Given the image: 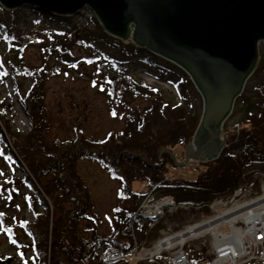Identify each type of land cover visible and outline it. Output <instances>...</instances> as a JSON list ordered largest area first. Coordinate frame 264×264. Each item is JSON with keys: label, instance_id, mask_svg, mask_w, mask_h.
<instances>
[{"label": "trees", "instance_id": "1", "mask_svg": "<svg viewBox=\"0 0 264 264\" xmlns=\"http://www.w3.org/2000/svg\"><path fill=\"white\" fill-rule=\"evenodd\" d=\"M16 10L11 11L6 35L14 61L6 59L5 68L8 76L33 80L28 92L17 88L20 104L30 118L31 130L28 133L17 131L5 115H1L0 139L7 144L6 160L24 176L22 180H14L20 187L10 183L8 193L19 200L21 187L30 189L31 193L22 196V204L31 211L33 220L21 218L11 224L0 215V221L2 231L13 243L19 244L21 236L32 241L31 264H122L136 245L132 230L135 226L138 230L144 228L135 216L144 197L143 190L135 188L136 183L140 188L157 185L167 194L194 190L207 196L206 202H197V206L202 207L218 196L231 195L242 184L245 173L255 165H264L262 48L251 75L258 82L252 87L250 97H245L239 129L230 132L220 156L196 167L198 173L193 180L168 178L171 169L177 168L170 153L178 161L184 159L182 146L192 141L202 117L185 101L187 83L192 84V80L186 83L181 79L174 83L180 101H168L159 87L138 81L130 73L134 59L142 56L147 64L153 65L152 59L157 55L132 40L111 36L98 18L92 17L88 25L81 26L75 23L74 15L57 16L33 8L40 15L46 13L67 25L68 31H56L52 35L45 30H22ZM31 44L37 45L42 55L38 66L27 64L23 58L24 49ZM83 52L85 63L94 64L101 58L103 62L98 68L108 67L104 93L113 110L118 109V117L125 125L101 138L89 137L79 127H75L69 138L52 137L46 82L62 73L65 67H76L77 57ZM168 71L163 69L165 74ZM245 89L246 86L239 97ZM138 98L146 104H138ZM81 159L101 163L119 182L120 204L112 210L113 228L109 233L99 231L102 219L96 211L91 189L79 172ZM187 252L196 264H207L210 259L205 255V247L197 251L188 246Z\"/></svg>", "mask_w": 264, "mask_h": 264}, {"label": "rangeland", "instance_id": "2", "mask_svg": "<svg viewBox=\"0 0 264 264\" xmlns=\"http://www.w3.org/2000/svg\"><path fill=\"white\" fill-rule=\"evenodd\" d=\"M17 9L14 12L22 30L31 32L45 30L52 35H55L56 31H68L67 25L61 20L53 16L51 17L46 13L40 15L30 6H22ZM11 11L13 10L5 9L0 4V116L5 115V118L9 120L10 125L15 130L21 133H28L31 130V121L26 110L20 104L17 88L26 93L31 89L33 80L26 79L24 76H18L16 78L8 76L5 68L6 59L12 62L14 61V55L10 51V46L6 39L8 24L11 21ZM73 17L76 24L84 26L88 25L90 18H94L95 16L90 9L85 8ZM133 28L131 29V35H133ZM260 49L264 51V41L260 43ZM85 55L84 52L79 54L77 57L79 61L76 67L67 66L64 68L65 70L63 69L64 71L62 70V73L58 76L50 77L46 82V103L52 117V137L69 138L72 136L75 127H79L85 135L92 138H101L109 131L122 129L125 125L123 120L118 117V109L113 110L114 106L111 105L108 96L104 93L105 86L103 82L106 75H108V67L104 66L102 70L98 68V65L103 62L101 58H98V61L94 64L85 63L83 60ZM23 58L27 64L33 66H38L42 62L39 47L35 44L26 46L23 51ZM152 60L154 64L149 65L144 61L142 56L141 58L134 59L130 65L131 75L138 81H144L147 85L159 87L163 91L166 100L176 103L179 102L180 97L174 83L181 79L187 83L191 78L182 68L162 57L155 56ZM164 68L169 70L167 74L163 73ZM185 75L186 77H184ZM257 82L258 80L255 76L250 77L246 83L244 94L239 97L236 106L233 107L234 111L232 115L225 120L222 127V138L225 141L224 147H226L230 132H237L239 129L242 107L245 104L244 99L245 97H250L251 89ZM187 89L188 93L184 95L185 101L193 105L202 114L204 110L203 97L193 83H187ZM136 100L138 104H146V101L140 98ZM114 112L115 115H113ZM190 143L182 146L184 149V159ZM6 155L7 144L0 139V214L3 215L4 219L7 218L11 224L21 218L32 221L33 216L31 211L22 204V196L31 193L30 189L27 186H22L19 200L8 193V188L11 187L10 183L18 186L14 180H22L24 176L21 170L15 168L10 164V161L6 160ZM184 159L179 162H183ZM204 163L201 161H190L189 164L182 168H172L170 175L168 174L167 177H184L193 180L198 173L196 167ZM78 169L88 187L91 189L96 211L102 219V226L99 231L102 234L109 233L113 228L112 210L120 204L118 199L119 182L108 174L101 163L90 159H81L78 164ZM252 169L242 176V184L237 188H243L245 191L248 190L246 192L247 194L251 191V195L260 192V186L264 184V165H255ZM18 183L20 184L19 181ZM154 186L160 189L159 186ZM152 187L145 186L140 188L139 183L135 184V188L138 190L142 189L144 194L139 206L142 204L146 194H148L149 188ZM236 190L231 195L218 196L209 204L202 207L197 206V202H206L207 196L197 194L193 192L194 190L182 192L173 191L171 195L176 198L178 203L187 205V208L183 209L178 207L174 212L164 210L163 215L159 216L155 227L145 225L143 226L144 228L138 230L137 226H135L134 230H132L135 234V240L137 239L140 245L151 247L152 242L155 239L157 241L164 231L171 235L181 232L187 227L204 222L215 216V211L209 206L214 202H218V200H223V202L228 201L226 204L229 203ZM160 194H167V192L160 190L158 195ZM230 206L228 205L222 208V211L229 209ZM19 241V244H15L6 237L2 231L0 221V264H31L33 252L30 243L32 241L26 240L22 236L19 238ZM188 246L195 247L197 251H201L205 247V255L208 257L212 256L213 239L210 234L189 241L185 246L186 251ZM134 251L135 248L132 253ZM144 256L145 253H140V257ZM170 256H172L171 253ZM168 257V254H165L163 257L157 259L158 263L167 264ZM136 260L140 264L148 262L142 261V258L137 257V255ZM152 263L158 264L156 262Z\"/></svg>", "mask_w": 264, "mask_h": 264}, {"label": "water", "instance_id": "3", "mask_svg": "<svg viewBox=\"0 0 264 264\" xmlns=\"http://www.w3.org/2000/svg\"><path fill=\"white\" fill-rule=\"evenodd\" d=\"M8 10L30 6L57 16L90 9L111 36L132 40L182 68L203 97L204 110L185 159H217L222 127L259 61L264 0H0ZM134 29L131 35V29ZM132 36V37H131Z\"/></svg>", "mask_w": 264, "mask_h": 264}, {"label": "built area", "instance_id": "4", "mask_svg": "<svg viewBox=\"0 0 264 264\" xmlns=\"http://www.w3.org/2000/svg\"><path fill=\"white\" fill-rule=\"evenodd\" d=\"M247 191L248 190L245 191L243 188L237 189L235 191V194L231 197L230 202L227 204L226 202L228 201L223 202V200H218V202L212 203L209 207L215 211L214 217L220 215L222 212L231 210L237 204H241L263 196L264 184L260 186V192H256L253 195H251V191L247 194ZM158 194L159 191L156 186L149 188L148 194H146L142 204L135 214V216L140 217L141 224L151 223V227H155L159 216L163 215L164 210L174 212L178 207L183 209L187 208V205L185 204H178L176 198L172 195ZM228 205H231L230 208L222 211V208L227 207ZM258 210V216L244 218L242 215L238 218V221L234 223V228L240 230V233H236L237 239L235 243H229L228 241L223 240L216 244L214 235L207 231L196 238L184 239L182 243L181 241H178L176 242V244H170L164 246L161 249H157L159 243L167 240L170 237L186 232L188 228L191 227L190 226L185 228L181 232L171 235L168 234V232L164 231L163 233H161V237L159 239H161L162 237L163 238L161 240L158 239L157 241H154L153 244H151V247L140 245L136 242L134 253L126 257L123 261V264H140V262L136 260V255L137 257L142 258V261H148L147 263L141 264H151L152 262L158 263L157 259L163 257L165 254H168L169 256L167 264H194L190 260L185 246L189 241L205 237V235L207 234H210L213 239L212 256L207 264L264 263V208H260ZM214 217H211L210 219ZM210 219L206 221H209ZM229 228V225H227L224 233L229 232ZM216 239L218 240L217 236ZM140 253H145V256L140 257ZM170 253L172 254V256H170Z\"/></svg>", "mask_w": 264, "mask_h": 264}, {"label": "bare ground", "instance_id": "5", "mask_svg": "<svg viewBox=\"0 0 264 264\" xmlns=\"http://www.w3.org/2000/svg\"><path fill=\"white\" fill-rule=\"evenodd\" d=\"M260 208H264V195L257 199L237 204L231 210L222 212L220 215L209 221L191 226L186 232L170 237L159 243L157 249H161L170 244H176L178 241H181L182 243L184 239L196 238L207 231L214 235L216 244L223 240H226L229 243H235L237 239L236 233H240V230L234 228V223H236L238 218L242 215L244 218L258 216V209ZM227 225L230 227L229 232L224 233ZM216 236L218 240L216 239Z\"/></svg>", "mask_w": 264, "mask_h": 264}, {"label": "snow or ice", "instance_id": "6", "mask_svg": "<svg viewBox=\"0 0 264 264\" xmlns=\"http://www.w3.org/2000/svg\"><path fill=\"white\" fill-rule=\"evenodd\" d=\"M113 115H115V112L113 113ZM0 215H2V214H0Z\"/></svg>", "mask_w": 264, "mask_h": 264}]
</instances>
